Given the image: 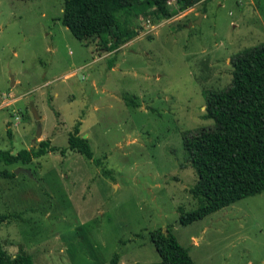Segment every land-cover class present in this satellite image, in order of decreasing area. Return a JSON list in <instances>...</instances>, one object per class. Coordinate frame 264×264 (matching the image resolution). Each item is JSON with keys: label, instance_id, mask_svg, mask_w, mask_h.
<instances>
[{"label": "rangeland", "instance_id": "obj_1", "mask_svg": "<svg viewBox=\"0 0 264 264\" xmlns=\"http://www.w3.org/2000/svg\"><path fill=\"white\" fill-rule=\"evenodd\" d=\"M137 1L102 50L62 24L63 0H0V149L55 148L0 164L14 173L0 177V247L34 264H150L151 232L169 229L196 264H264V192L179 222L198 204L182 135L213 124L205 94L229 86L231 56L264 43V0ZM75 127L92 159L67 149Z\"/></svg>", "mask_w": 264, "mask_h": 264}, {"label": "trees", "instance_id": "obj_2", "mask_svg": "<svg viewBox=\"0 0 264 264\" xmlns=\"http://www.w3.org/2000/svg\"><path fill=\"white\" fill-rule=\"evenodd\" d=\"M143 1L159 10L169 0ZM201 1L207 0H177L182 10ZM123 5V0H63L61 22L79 40H95L102 50L110 42L114 48L125 36L118 28L117 17ZM230 64L229 86L205 94L204 118H211L213 124L186 130L182 135L187 159L197 175L189 192L198 202L191 210L179 211L183 225L241 198L264 192V43L235 53ZM67 149L93 157L91 145L79 134V127L69 133ZM49 150H55L49 139L41 140L37 148H23L15 153L0 149V164H30ZM60 151L64 153L65 149ZM13 175L11 170L0 168L1 178ZM4 218L0 215V222ZM150 240L161 258L150 264H196L169 229L152 231ZM116 263L114 255L111 264ZM0 264L34 262L28 255L8 256L0 247Z\"/></svg>", "mask_w": 264, "mask_h": 264}, {"label": "water", "instance_id": "obj_3", "mask_svg": "<svg viewBox=\"0 0 264 264\" xmlns=\"http://www.w3.org/2000/svg\"><path fill=\"white\" fill-rule=\"evenodd\" d=\"M13 79V78H12ZM13 81V80H12ZM204 108V107H203ZM34 114H35V112H34ZM35 117H36V119H38L39 117H37V115L35 114ZM41 132H42V129H41V126H40V124H38V126H37V132H36V136H40L41 135ZM33 144H35V141L33 140ZM17 172H23V173H25V174H27V175H29V176H31L32 177V173H31V171L28 169V168H23V167H18L16 170H15V173H17Z\"/></svg>", "mask_w": 264, "mask_h": 264}, {"label": "built area", "instance_id": "obj_4", "mask_svg": "<svg viewBox=\"0 0 264 264\" xmlns=\"http://www.w3.org/2000/svg\"><path fill=\"white\" fill-rule=\"evenodd\" d=\"M171 3V1L169 0L167 4ZM143 26H149V28L147 30H145V32H149L154 28V25L150 24L149 19H147V24L143 25Z\"/></svg>", "mask_w": 264, "mask_h": 264}, {"label": "crops", "instance_id": "obj_5", "mask_svg": "<svg viewBox=\"0 0 264 264\" xmlns=\"http://www.w3.org/2000/svg\"><path fill=\"white\" fill-rule=\"evenodd\" d=\"M140 1V0H139ZM139 1H137V2H139ZM136 2V5L138 6L139 5V7H140V4L139 3H137ZM148 7H149V9L151 10V9H155V6L154 5H152V4H148ZM157 25V24H156ZM133 30L134 31H136V28H133ZM153 30V29H152Z\"/></svg>", "mask_w": 264, "mask_h": 264}]
</instances>
